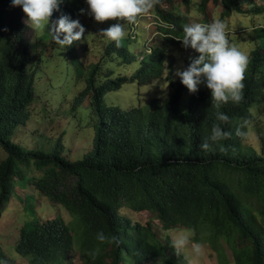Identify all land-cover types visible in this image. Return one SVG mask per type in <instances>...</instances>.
Returning <instances> with one entry per match:
<instances>
[{
    "label": "trees",
    "instance_id": "16d2710c",
    "mask_svg": "<svg viewBox=\"0 0 264 264\" xmlns=\"http://www.w3.org/2000/svg\"><path fill=\"white\" fill-rule=\"evenodd\" d=\"M160 1L155 3L157 18L163 23L160 28L169 41L178 44L181 41L174 36L183 35L182 26L188 20L174 8L161 9ZM209 1L201 0L202 12ZM213 1L221 3L222 18L233 12L264 13V0ZM63 14L79 18L85 26L84 36L64 48L70 52L80 47L84 54L95 49L100 55L88 66L78 58L76 62L77 78L85 84L79 100L90 98L99 116L92 149L73 162L63 156L61 139L49 152L27 150L12 141L15 130L30 118L45 60L36 46L37 37L32 41L27 35L31 26L22 8L0 0V149L5 153L0 161V217L11 199L12 181L23 177L19 167L32 161L38 175L34 172L31 184L81 224L78 251L82 264H187L188 258L180 250L178 254L171 237L159 236L151 222H134L122 215L124 208L151 212L165 232L191 229L194 241L209 245L219 264H264V153L246 143L250 126L258 120L253 108L264 103V25L253 29L261 42L248 60L240 102L216 107L211 90L198 88L183 109L187 87L175 78L173 60L164 49L148 44L145 49L152 50L141 51L139 67L117 75L116 69L106 66H113L117 59L130 65L127 47H117L107 38L101 41L99 36L90 43L89 23L68 0L45 25L48 38L57 44L49 27ZM165 69L170 90L164 99L127 110L104 105L107 94L135 81L149 85L162 78ZM218 112L227 114L229 120L219 121ZM215 124L229 135L212 140ZM238 128L242 135L237 134ZM98 233L105 240H98ZM73 249V233L61 217L22 228L16 244V252L27 264H63Z\"/></svg>",
    "mask_w": 264,
    "mask_h": 264
},
{
    "label": "rangeland",
    "instance_id": "374dc122",
    "mask_svg": "<svg viewBox=\"0 0 264 264\" xmlns=\"http://www.w3.org/2000/svg\"><path fill=\"white\" fill-rule=\"evenodd\" d=\"M68 1L83 21L86 24L89 23L90 36L88 41L90 43L94 36H99L101 41L105 39L106 37L100 34V29L107 28L110 24L117 22L115 19L97 22L91 16L79 12L80 8H87L84 0ZM155 3L156 0L153 7L146 14L138 17L135 22L120 21L126 30L125 36L121 39V45L127 47L129 51L128 61L132 63L123 65L121 59H117L112 63L113 66L108 64L106 67L116 69L117 75L124 74L128 68L135 70L139 67L140 53L142 50L145 51V46L148 43L150 46H160L165 50L168 57L171 56L174 76L177 79L180 78L176 75L177 70L186 68L189 61L199 55L191 47H183L182 42L174 44L167 39L160 28L163 23L157 18ZM159 3L161 9L174 8L179 14L187 18L188 23H205L211 22L213 19H222L226 24L229 41L245 51L248 60L253 55L252 52L256 48V44L261 42V37L253 29L255 26L264 25V13L242 14L233 12L230 17L222 18V5L213 0L208 2L204 12L199 8L201 0H190L189 3L184 0H171L170 3L162 0ZM23 15L26 19L24 12ZM45 25L41 30L29 26L30 30L27 33L32 41L37 37L36 46L45 62L35 84L36 99L30 107V118L25 125L15 130L12 141L27 150L49 152L58 145V140L61 139L63 140V147H61L63 156L74 162L81 160L92 149L95 127L99 123L97 107L92 104V100L90 98L79 100V94L84 90L85 84L77 78L76 62L78 58L83 61L85 66H88L97 62L100 55L95 49H89L84 54L80 47V51L68 52L64 46L54 44L48 38L45 34ZM129 34H134V36L131 38ZM92 46H94L93 43ZM168 74L169 70L165 69L162 78H158L145 86L138 85L137 81L125 84L120 90L107 94L104 97V105L108 107L117 106L127 110L139 103H149L155 98L164 99L170 90V84L167 80ZM198 88H207V85L202 82ZM190 95L191 92L186 88L183 93V109L186 108ZM74 105L76 106L75 110H73ZM253 111L258 120L250 126L246 143L255 146L259 152L264 153V103L254 106ZM4 157L5 153L0 149V161ZM19 169L23 177L12 181L11 199L0 217V264H9L6 259L14 260L15 264H27V261L16 252V244L22 228L56 217L65 220L74 238V249L67 258L61 259L63 264H82L78 251V240L82 229L79 220L71 216L64 206L54 204L49 197L41 194L31 184L35 172L32 161L20 166ZM35 175L38 173L35 172ZM121 214L134 222L153 223L159 236L168 235L172 240L176 238L178 233L187 232L189 242L180 251L188 259H192L193 264H219L217 256L212 255V249L209 245L201 244L202 254L199 256L192 253L191 243L195 242V233L191 229L178 227L165 232L156 216L148 211L133 212L124 208L121 210ZM228 256L233 261L231 251L228 252Z\"/></svg>",
    "mask_w": 264,
    "mask_h": 264
},
{
    "label": "clouds",
    "instance_id": "9594fccd",
    "mask_svg": "<svg viewBox=\"0 0 264 264\" xmlns=\"http://www.w3.org/2000/svg\"><path fill=\"white\" fill-rule=\"evenodd\" d=\"M84 2L87 8H80L81 14L89 15L97 22L109 19L117 21L107 28L100 29V34L119 47L121 39L126 34L125 26L120 21L135 22L138 17L146 14L153 7L155 0H84ZM65 3L66 0H10L11 6L22 8L26 14L25 22L36 30H41L45 24H49L53 11L59 10ZM49 31L53 41L60 46H67L84 36L85 26L79 18L73 19L70 15L63 14L51 22ZM182 32V36H174V38L180 40L183 47H191L199 55L191 59V63L186 68L177 70L176 75L180 77L181 83L190 92H196L202 82L206 83L211 90L212 101L216 107L228 101L240 102L248 55L229 41L225 22L222 19H213L205 23H185L182 26ZM217 119L227 122L229 117L223 112H218ZM242 123L247 125L248 120L244 119ZM237 134H243L239 128ZM228 135L229 133L221 130L219 124L211 128L210 138L214 141ZM203 147L207 148L208 145L204 144ZM97 239L103 241L105 236L98 233ZM188 242L189 234L180 232L172 243L179 254V250ZM191 251L195 256L201 255V243L192 242ZM187 264H193V260L187 259Z\"/></svg>",
    "mask_w": 264,
    "mask_h": 264
},
{
    "label": "built area",
    "instance_id": "2783aa9c",
    "mask_svg": "<svg viewBox=\"0 0 264 264\" xmlns=\"http://www.w3.org/2000/svg\"><path fill=\"white\" fill-rule=\"evenodd\" d=\"M148 44H149V43H148ZM148 44H147V45H148ZM147 48H148V49H145V50H146L147 53H149L152 49L149 48V46H148ZM141 58H143V56H141Z\"/></svg>",
    "mask_w": 264,
    "mask_h": 264
}]
</instances>
